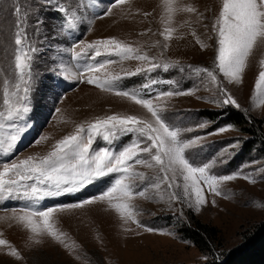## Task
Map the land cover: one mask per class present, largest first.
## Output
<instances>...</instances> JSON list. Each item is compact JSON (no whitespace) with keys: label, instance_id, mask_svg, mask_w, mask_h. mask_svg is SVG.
<instances>
[{"label":"rangeland","instance_id":"rangeland-1","mask_svg":"<svg viewBox=\"0 0 264 264\" xmlns=\"http://www.w3.org/2000/svg\"><path fill=\"white\" fill-rule=\"evenodd\" d=\"M110 2L96 0L93 5L91 0H58V3L66 5L81 4L76 8L80 20L75 28H69L63 14L47 0H0V109L2 81L6 77L15 79L13 38L16 17L13 10L16 4L27 13L25 28L29 43L37 50L30 82L32 110L22 122L27 127L13 154L8 157L0 155V162L29 155H46L57 140L73 133L76 125L97 117L112 114L150 117L146 109L127 97L88 84L86 79L66 80L58 74L61 68L68 73H79L86 63L96 62L87 57L72 59L69 50L77 42L83 45L115 37L138 48L141 53H147L155 62H168L174 66L168 70L158 68L125 76L126 72H135L137 68L147 69L148 64L105 56L98 61L113 59L117 62L95 75L104 78L107 73L120 74L123 78L114 85L116 89L137 91L152 98L154 103L166 109L169 122L182 130L183 139L203 137L188 152L196 164L215 160L213 174H251L256 183H249L242 176L225 182L221 188L228 198L210 194L205 189L207 203L199 210L194 205V197L192 207L183 198L182 181L181 188L175 189L182 197L180 202H169L166 184L161 186L163 200L150 189L149 199L137 197L134 203L141 224L159 230L152 233L131 222L124 224L104 202L65 209L58 212L57 217L61 231L66 233L67 248L47 237L41 238V243L37 244L29 239L31 234L15 221L0 220V238L7 239L22 257L17 259L8 254L7 248L0 247V264H204L210 259V254L185 237L181 229L197 230L200 224L213 228V251L220 257L221 253L239 246L246 235L264 222V207L256 206L257 202L264 205V105L257 106L252 101L255 81L259 72L264 70L261 64L264 61V44L254 48L250 55L242 83L224 81L228 92L241 105L240 109L220 106L222 96L219 89L206 77L195 75L188 66H214L216 43L212 23L218 16L221 0H177L179 7L192 6L197 11L179 12L173 16L171 24L167 23L163 0H130L125 5L114 7L111 15L103 16ZM145 12L150 15L145 16ZM99 16L103 18H97ZM165 27L175 29L170 41H165L160 35ZM197 40L207 46L201 48ZM165 43L168 44L167 49L163 47ZM76 50L79 51L78 48ZM191 89H195L192 95L156 99L162 92ZM57 108L60 112L56 111ZM232 117L240 123L229 121ZM227 125L233 128L209 135ZM40 136L48 139L35 144ZM130 139L131 136L121 137L111 144L97 139L93 149L107 147L119 151ZM136 170L150 178L158 174V169L141 165H137ZM116 178L117 174L99 178L78 192L46 198L39 207L75 204L97 197ZM136 183L144 186L139 180ZM28 204L20 199L0 201V217L11 216L13 209L19 210Z\"/></svg>","mask_w":264,"mask_h":264},{"label":"snow or ice","instance_id":"snow-or-ice-1","mask_svg":"<svg viewBox=\"0 0 264 264\" xmlns=\"http://www.w3.org/2000/svg\"><path fill=\"white\" fill-rule=\"evenodd\" d=\"M130 0H111L103 16L112 14L114 7L129 3ZM49 5H54L55 10L63 14L64 22L69 28H75L80 17L75 6L58 3V0H47ZM94 5L96 0H91ZM167 23L171 24L172 18L179 12L195 13L192 6L179 7L177 0H163ZM16 17L14 27V53L13 75L15 79L4 78L2 81V109H0V155L8 157L16 150L22 134L27 125L25 121L31 112V86L34 53L37 51L29 43V36L25 28L27 13L16 4L13 10ZM145 16L150 13L145 12ZM103 16L97 18L102 19ZM39 24L40 22L37 21ZM174 28L165 27L160 33L165 41L173 38ZM215 33L216 55L214 66L195 67L189 69L197 76L206 77L210 84L219 89L222 99L220 106H233L240 109L241 105L224 86L228 83H242L243 74L248 66V60L254 48L264 44V0H221L218 16L212 23ZM195 34V33H193ZM201 48L207 45L197 40ZM165 49L168 44L163 45ZM79 49L77 51L76 49ZM69 51L73 60L87 57L94 63H86L79 73H68L61 68L60 75L64 79L85 80L88 84L95 85L104 91H114L116 95L127 97L135 104L146 109L149 118L137 115L112 114L97 117L93 121L76 125L73 133L65 135L52 146L46 155H29L23 159L5 160L0 162V201L20 199L29 202L28 206L19 210L13 209L12 215L0 217V220H11L29 232L30 240L41 243V238L47 237L60 244L65 243L66 233L59 227L58 212L65 209L81 208L85 204L104 202L113 210L124 224L129 222L137 227H144V231L152 233L159 230L143 226L139 219V211L134 203L137 197L149 199V190L160 200L164 199L161 186L166 184L169 202H180L182 197L175 191L181 188L183 198L189 202V207L194 205L199 210L200 206L207 203L206 192L216 196L227 194L221 186L242 176L249 183H256L251 174L242 175L241 172L217 175L212 169L216 161L196 164L188 155L189 150L197 145L203 137L189 140L182 138V130L171 124L166 116V109L153 102L152 98L141 95L137 91L118 90L114 87L123 77L120 74L107 73L104 78L95 75L108 65L117 61L100 57H117L119 60H138L148 64L147 69L137 68L135 72H126L125 76L137 75L141 72H151L158 68L168 70L174 64L155 62L147 53H141L115 37L97 39L81 44L77 42ZM264 66V61L261 62ZM183 70V69H181ZM88 75H85V74ZM146 87V86H145ZM195 89L185 91H167L159 93L156 99L179 95H192ZM252 101L255 105H264V70H261L255 81ZM215 102V101H214ZM60 112V109H56ZM205 125H201L204 127ZM232 125L220 127L215 135L232 129ZM190 131V129H189ZM131 136L130 142L114 151L110 148L93 149L97 139H102L109 144L121 137ZM48 139L40 136L34 141L40 144ZM235 146V145H233ZM141 165L149 169H158L155 177H148L144 172L136 170ZM117 174V178L99 196L84 200L80 203L66 204L41 208L39 205L49 197H58L64 194L75 193L92 184L95 180ZM171 174V175H170ZM143 183V187L136 181ZM151 181V182H149ZM215 201H213V204ZM257 207H264L257 202ZM131 229H126L130 231ZM160 234H170L161 232ZM2 236V233H0ZM0 247L8 249V254L22 259L20 252L7 240L0 238ZM207 260V257H204Z\"/></svg>","mask_w":264,"mask_h":264},{"label":"trees","instance_id":"trees-1","mask_svg":"<svg viewBox=\"0 0 264 264\" xmlns=\"http://www.w3.org/2000/svg\"><path fill=\"white\" fill-rule=\"evenodd\" d=\"M232 119V120H231ZM229 121L239 124V120L232 117ZM198 229L183 228L182 233L202 251L210 254V259L204 264H264V222L246 235L244 241L231 251L215 255L214 229L206 225H198Z\"/></svg>","mask_w":264,"mask_h":264}]
</instances>
